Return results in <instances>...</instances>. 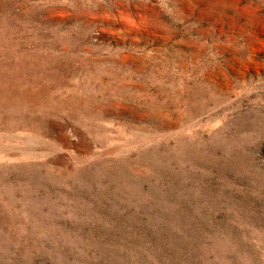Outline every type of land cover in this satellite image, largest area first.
I'll use <instances>...</instances> for the list:
<instances>
[{"label":"rangeland","instance_id":"1","mask_svg":"<svg viewBox=\"0 0 264 264\" xmlns=\"http://www.w3.org/2000/svg\"><path fill=\"white\" fill-rule=\"evenodd\" d=\"M0 264H264V0H0Z\"/></svg>","mask_w":264,"mask_h":264}]
</instances>
